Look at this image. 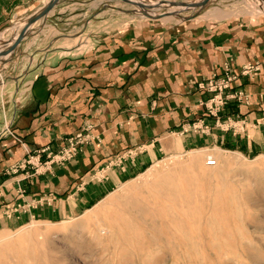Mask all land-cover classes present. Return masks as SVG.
Instances as JSON below:
<instances>
[{"label": "crops", "instance_id": "1", "mask_svg": "<svg viewBox=\"0 0 264 264\" xmlns=\"http://www.w3.org/2000/svg\"><path fill=\"white\" fill-rule=\"evenodd\" d=\"M49 1L0 0V37L13 40ZM83 6L82 0H59L2 59L7 61L0 66V232L32 220L60 222L84 214L126 177L113 169L100 186L94 174L138 148L144 153L132 172L180 150L264 154L263 20L205 18L100 33L91 30L99 29L98 15L86 18L91 7ZM226 64L258 71L226 92L242 91L248 103L229 101L216 121L198 106L211 95L197 91L196 83L221 76ZM197 121L207 134L187 130ZM87 123L92 140L72 162L41 174L9 172L47 149L39 155L45 162L47 153L57 152Z\"/></svg>", "mask_w": 264, "mask_h": 264}, {"label": "rangeland", "instance_id": "2", "mask_svg": "<svg viewBox=\"0 0 264 264\" xmlns=\"http://www.w3.org/2000/svg\"><path fill=\"white\" fill-rule=\"evenodd\" d=\"M200 1L82 3L83 8L91 7L86 18L98 15L99 29L91 30L100 33L143 24L175 27L205 18L247 16L264 21V0H210L200 10L177 6ZM6 57L0 58V66ZM227 66L238 77L226 92L241 78L255 76L241 75L244 67L233 70ZM208 80L196 83V90ZM226 92L225 96L234 93ZM242 94L243 99L229 101L247 104L248 96ZM211 97L199 100L198 106L218 121L229 101L214 116L205 105ZM201 123H191L187 130L207 134ZM225 125L229 128L231 120L226 119ZM142 152L138 148L123 154L94 174L93 181L100 186L109 182L113 169L126 177L108 187L84 214L60 222L32 220L17 230L1 231L0 264H264V154L211 147L180 150L160 155L143 171L132 172L130 168ZM209 156L215 160L214 166L206 164Z\"/></svg>", "mask_w": 264, "mask_h": 264}, {"label": "built area", "instance_id": "3", "mask_svg": "<svg viewBox=\"0 0 264 264\" xmlns=\"http://www.w3.org/2000/svg\"><path fill=\"white\" fill-rule=\"evenodd\" d=\"M223 77L217 78L213 76L210 80L205 83L198 84L197 88L201 92H207L212 95V99L205 103L208 112L217 114V112L229 101V99H243V94L240 91L234 92L228 96L224 95V92L229 89L230 84L237 80V75L233 74L230 67L227 64L223 68ZM257 66H246L242 68L240 74H255L257 72ZM211 103V104H210ZM264 126V117H263ZM92 125L87 123L83 128L78 131L75 135L65 140L64 145L55 153H47V160L41 162L39 160V155L45 153L47 149L38 151L35 155H28L20 164L13 166L9 172L16 174L19 171H26L28 173L31 171L33 174H41L42 172H50L54 166L63 167L67 163L75 160L82 148V146L91 142L89 132L92 129ZM215 160L209 156L206 158V164L208 166H214Z\"/></svg>", "mask_w": 264, "mask_h": 264}, {"label": "water", "instance_id": "4", "mask_svg": "<svg viewBox=\"0 0 264 264\" xmlns=\"http://www.w3.org/2000/svg\"><path fill=\"white\" fill-rule=\"evenodd\" d=\"M210 0H202L198 3L195 4H191L189 6L185 5H177L179 7L182 8H192V9H202L204 8L208 2ZM59 2V0H50L49 3L44 6V8L42 10H40L37 14H35L34 16H32V18L28 19L26 21V23L24 24V27L22 28V30L20 31V33L12 40L10 41V46L7 48L6 52L0 54V55H11L13 53V51L15 50V48L19 45V43L22 41V39L26 36L27 31L29 30V28L38 20H40L41 18L45 17L52 9L53 7ZM132 3V2H131ZM147 16V14H145Z\"/></svg>", "mask_w": 264, "mask_h": 264}, {"label": "bare ground", "instance_id": "5", "mask_svg": "<svg viewBox=\"0 0 264 264\" xmlns=\"http://www.w3.org/2000/svg\"><path fill=\"white\" fill-rule=\"evenodd\" d=\"M216 12V11H215ZM218 12H219V10H218ZM153 13V12H152ZM151 13V14H152ZM217 15V14H216ZM208 16V15H207ZM153 17V16H152ZM217 17V16H216ZM170 18V17H169ZM1 40V42H0V54H2V53H4V52H6V50H7V48L10 46V41L9 42H6V41H3L2 39H0ZM2 57V55H0V58ZM231 156V155H230ZM226 158V157H225ZM227 159H229V158H227ZM189 160V159H188ZM226 160V159H225ZM192 161V160H191ZM233 162V161H232ZM137 209V208H136ZM29 233V232H28ZM27 233V234H28ZM27 262V261H26ZM9 264V263H8Z\"/></svg>", "mask_w": 264, "mask_h": 264}]
</instances>
